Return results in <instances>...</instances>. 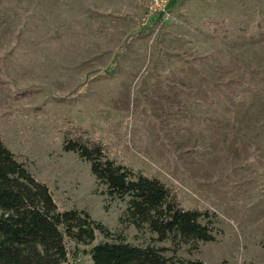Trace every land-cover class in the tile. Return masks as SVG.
I'll return each mask as SVG.
<instances>
[{
	"label": "rangeland",
	"instance_id": "1",
	"mask_svg": "<svg viewBox=\"0 0 264 264\" xmlns=\"http://www.w3.org/2000/svg\"><path fill=\"white\" fill-rule=\"evenodd\" d=\"M146 6L0 0V136L60 211L109 229L86 246L66 239L75 264L121 239L172 259L264 264V0H175L148 19ZM75 127L184 207L209 210L214 240L160 242L122 220L126 202L63 149Z\"/></svg>",
	"mask_w": 264,
	"mask_h": 264
},
{
	"label": "trees",
	"instance_id": "2",
	"mask_svg": "<svg viewBox=\"0 0 264 264\" xmlns=\"http://www.w3.org/2000/svg\"><path fill=\"white\" fill-rule=\"evenodd\" d=\"M259 40H264L263 28ZM62 145L90 163L104 194L126 202L122 220L149 230L160 242L214 240L209 210L184 207L159 177L116 162L100 141L81 128L64 132ZM97 233L110 236L109 229L86 210L60 211L50 187L35 178L0 136V264H75L66 239L86 246ZM85 252L94 264H207L199 259H172L162 248L123 239L99 242Z\"/></svg>",
	"mask_w": 264,
	"mask_h": 264
},
{
	"label": "built area",
	"instance_id": "3",
	"mask_svg": "<svg viewBox=\"0 0 264 264\" xmlns=\"http://www.w3.org/2000/svg\"><path fill=\"white\" fill-rule=\"evenodd\" d=\"M174 0H147L146 10L148 11V17L153 18L159 14H170L171 6ZM145 19V20H147Z\"/></svg>",
	"mask_w": 264,
	"mask_h": 264
}]
</instances>
